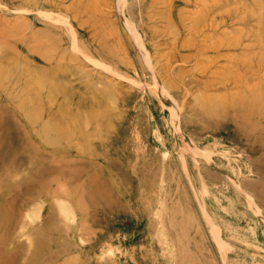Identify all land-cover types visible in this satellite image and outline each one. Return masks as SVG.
<instances>
[{"label": "rangeland", "instance_id": "1", "mask_svg": "<svg viewBox=\"0 0 264 264\" xmlns=\"http://www.w3.org/2000/svg\"><path fill=\"white\" fill-rule=\"evenodd\" d=\"M74 1L0 0L15 51L38 62L29 31H49L83 119L100 115L60 151L0 90V264H264V0L190 3L184 28L145 29L139 59L120 11L137 4L107 0L125 38L99 59Z\"/></svg>", "mask_w": 264, "mask_h": 264}, {"label": "bare ground", "instance_id": "2", "mask_svg": "<svg viewBox=\"0 0 264 264\" xmlns=\"http://www.w3.org/2000/svg\"><path fill=\"white\" fill-rule=\"evenodd\" d=\"M132 2L137 4L134 11L130 9L125 11L122 9L124 3H120L123 17L125 18L124 15L129 16L130 22L127 19L124 22L132 34L130 37L125 38L123 34L116 32L107 0H75L67 12L69 13L68 25L73 26L79 33H84L79 28L92 30L88 32V35L85 33L86 39L92 46H95L96 56L99 59L116 54L113 48L121 43L119 41L123 37L128 40L126 41L127 47L134 48L135 56L139 59L141 51L143 54L148 52L147 44L149 45L152 41L150 39L152 37H146L147 27L161 23L163 28L169 31L172 28H181L187 16L186 5L191 3V6L198 8L199 12L206 9V6H200L199 0H132ZM25 13L30 14L28 11ZM200 20V16H197L194 21L198 24ZM10 22L2 21L3 27L0 28V90H12L24 95L21 100L16 99L18 101L11 99L16 101L22 117L29 121L32 130L44 144L60 151H65L70 146L73 148L75 140L78 142V140L85 139L83 137L86 135L81 128L83 120L96 121L100 116L99 112L90 108L86 111V118L83 119L84 111L81 106L87 103V100L71 88L70 81L67 80V62L57 61L60 58L65 59V54L55 37H52L49 31L46 32V29L35 27L30 29L29 38L35 41L37 39L33 45V52L39 63L34 62L33 58L20 56L15 51L14 48L22 43L24 36L20 25ZM130 24H133L135 29H131ZM197 24H195L196 28ZM132 30H140L141 34L138 36ZM146 38L149 40L148 43L144 41ZM142 41L144 45L146 43V46L140 45ZM122 51L125 52L124 48ZM9 52L13 55L9 56ZM18 61L22 63L19 69ZM96 95L94 94V98Z\"/></svg>", "mask_w": 264, "mask_h": 264}]
</instances>
